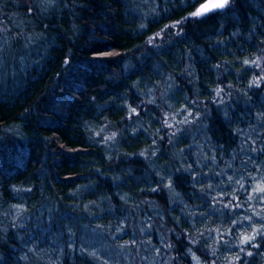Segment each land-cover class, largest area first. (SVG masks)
I'll use <instances>...</instances> for the list:
<instances>
[{"label":"trees","instance_id":"trees-1","mask_svg":"<svg viewBox=\"0 0 264 264\" xmlns=\"http://www.w3.org/2000/svg\"><path fill=\"white\" fill-rule=\"evenodd\" d=\"M191 3L0 0V264H264V0Z\"/></svg>","mask_w":264,"mask_h":264},{"label":"snow or ice","instance_id":"snow-or-ice-1","mask_svg":"<svg viewBox=\"0 0 264 264\" xmlns=\"http://www.w3.org/2000/svg\"><path fill=\"white\" fill-rule=\"evenodd\" d=\"M45 2H50V0H45ZM233 2V0H204V2H200V0H192L191 6L195 8V11L190 13L189 17H185L184 19H189V18H200L208 15L209 13L213 12H220L223 11L224 9L228 8V6ZM196 3H199V7H196ZM179 23V22H178ZM175 27V25H173ZM5 29L0 26V62L3 60V53H4V48L5 45L9 44V38L5 35ZM20 33H17V36L19 37ZM160 34L157 33L156 36L150 37L147 43L151 44L153 40H155ZM29 40L31 39L30 37L28 38ZM67 62V61H66ZM245 64H248L249 61H244ZM255 63V62H253ZM260 81H264V76L260 77ZM253 84L257 87L260 86V83L256 80L253 81ZM252 86V85H250ZM223 91V89H216V95L219 96L220 93ZM150 103L152 101H149ZM132 114H137L136 108H131L130 109ZM186 111V110H184ZM198 116V113L196 114ZM192 117L193 120L196 118L193 114V112L186 111V115L184 116L183 120L180 121L181 123H190L193 122L189 118ZM261 119H264V113H261ZM169 119L174 120L175 117L171 118H165L164 122L167 124V127L172 128L174 127V124L169 122ZM264 127V125H262ZM175 135V133H173ZM115 136V133H113L112 136H106L104 137L105 140L113 139ZM253 152L256 151L255 148L251 149ZM259 151L261 153H264V147L260 148ZM143 155V153H141ZM212 159H215L214 157ZM251 159V157L249 158ZM221 173H217V175H220ZM229 180H233L232 177H229ZM250 181H255V183H247L244 180V177H238L234 179V183L239 185V191L247 193V197L244 200V203H249L253 200L259 205H264V173H261L259 178L255 176H249ZM195 186V185H194ZM171 187V185H169ZM211 188V185L209 186V189ZM214 199H217V202H223L224 197L221 195L220 197H213ZM240 198L238 196L232 195L231 199L227 200L226 202L223 203V207L226 209H233V208H240L242 207L241 203H234V201H239ZM260 213H264V207H261ZM257 213L255 210H253L252 215L246 216L245 220H247L248 224L251 226L247 231L241 232L239 236V245L240 251L241 252H247L248 256L253 255L251 251H247L245 246H250L252 248H256L259 245L255 243L257 241V238H264V214ZM258 220H254L253 217H257ZM244 221H239L238 223H243ZM257 224L259 226H257ZM214 231H219V229H214ZM231 229L228 230V233H231ZM226 235V233H220L221 239L223 236ZM133 243H135V240H133ZM95 255V253H92ZM215 253H213L214 255ZM24 259H27V257H24ZM196 259L197 264H199V259L194 257ZM235 259L239 260V257H236Z\"/></svg>","mask_w":264,"mask_h":264},{"label":"rangeland","instance_id":"rangeland-1","mask_svg":"<svg viewBox=\"0 0 264 264\" xmlns=\"http://www.w3.org/2000/svg\"><path fill=\"white\" fill-rule=\"evenodd\" d=\"M134 251H141V247L136 246V248H135L134 250H131V248H128V249L126 250V253H127V254H131V253H134ZM136 255H138V254H136ZM140 257H142L143 259H145V255H144V253H141V254H140ZM139 262H140V261H139Z\"/></svg>","mask_w":264,"mask_h":264}]
</instances>
